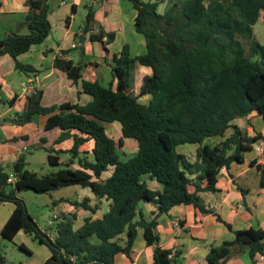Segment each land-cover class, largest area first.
Returning <instances> with one entry per match:
<instances>
[{
    "label": "trees",
    "instance_id": "obj_1",
    "mask_svg": "<svg viewBox=\"0 0 264 264\" xmlns=\"http://www.w3.org/2000/svg\"><path fill=\"white\" fill-rule=\"evenodd\" d=\"M122 1L135 13L133 28L143 39L144 52L131 56L128 46H121L112 58L113 87L85 80L79 64L55 58L53 67L89 101L44 107L42 91L35 90L26 97L22 112L1 121L23 126L35 116H44L45 130L60 131L54 144L72 140V145L67 150L42 148L48 153V164L66 166L48 175L28 171L22 155L14 163L9 182L10 175L0 163V203L13 205L0 238L12 241L20 231L31 236L49 250L44 264H113L117 254L132 261L131 247L140 229L144 244L152 246L150 264H181L178 251L159 246L156 221L160 216L170 219L168 211L175 206L190 205L200 213L213 215L233 235L231 241L209 248L207 264H226L233 250L236 254L247 252L253 264L256 255H264V231H231L217 214L204 209L198 193L215 192L218 172H227L231 163L241 164L244 153L257 141L264 142L261 134L247 137L232 123L254 116L264 124V46L253 39L252 33L258 13L264 11V0H181L163 13L150 0ZM47 2L26 0L29 33L9 35L0 41V56L14 59L15 70L26 76L37 70L17 58L49 36L52 25ZM92 22L93 13L88 10L83 33L91 31ZM113 37V33L98 31L89 39L107 51ZM238 38L249 41L247 56ZM136 65L150 73L141 78L136 95H132L131 73ZM144 96L148 97L146 104L139 103L137 99ZM14 101L0 99V106L13 105ZM112 123L119 127L117 140L104 126ZM214 137L223 140L214 146H201L204 139ZM125 139L133 140L136 150L122 160L119 150ZM88 142H92L91 150L81 151ZM185 144L197 146L194 162L177 151ZM60 155L69 159L63 163ZM72 165L78 168L71 170ZM249 165L258 173V186L264 187V165L255 160ZM108 171L110 174L103 178ZM147 180L157 183L159 189H149ZM70 186L90 189L97 201L93 207L88 198L70 202L75 209L94 215L105 199L110 201L108 210L101 218H85L76 230V214H62L54 218V234L50 237L28 214L18 194L31 191L47 195ZM144 204L154 209L150 217L142 212ZM19 248L28 252L22 244Z\"/></svg>",
    "mask_w": 264,
    "mask_h": 264
},
{
    "label": "crops",
    "instance_id": "obj_2",
    "mask_svg": "<svg viewBox=\"0 0 264 264\" xmlns=\"http://www.w3.org/2000/svg\"><path fill=\"white\" fill-rule=\"evenodd\" d=\"M150 1L156 2L157 11L163 13L172 4L178 5L181 0ZM47 3L50 6L48 19L52 25L49 36L42 44L31 47L28 52L17 58L20 63L30 65L37 70L36 74L29 76L18 72L21 77L19 80V86L22 88L20 92L10 84L11 80L8 78L16 71L14 59L8 55L0 56V99L10 101L15 98L13 105L5 104L8 106L4 113L7 114L5 119L12 118L16 113L22 112L26 97L35 90L42 91L41 105L44 107L66 102L85 104L89 101L87 95L79 96L78 87L73 85L64 73L53 67L55 58L79 64L82 67L81 74L85 80L97 81L101 85H114L115 80L111 74L112 58L118 54L121 46L127 45L131 56H137L144 52L143 39L133 28L135 13L127 2L122 0H48ZM88 10L93 13V22L89 25L91 31L83 33ZM28 12L26 0H1L0 41L9 35L28 34L29 29L25 21ZM259 20H262L259 29L264 31V11L258 13V19L252 26V33L253 27L258 24ZM98 31L114 34L112 43L107 45V51L99 43L91 42L89 39L90 34ZM262 38L264 40V36ZM149 73V69L145 67L134 66L131 78L134 81L138 79L137 90L141 78ZM144 97L148 100L147 96ZM258 119V117L249 116L247 119L237 118L232 123L247 137L259 133L264 138V124ZM1 121L0 119V131L4 134L0 137V163L4 169L11 168L13 170L14 163L26 153L23 150L28 148L29 144L37 149L51 145L49 148L55 150H67L72 145V140L64 141L59 145L54 144L60 131L57 128L45 130L46 117L44 116H35L31 123L23 126ZM228 134L229 131L226 135ZM41 139L45 142L43 143ZM222 140L223 138L220 137L207 138L202 141L201 146H214ZM179 147H177V151L184 154L191 162L192 159L189 155L178 150ZM190 147L183 149L188 153L192 150L194 153L197 146ZM61 160L63 159L61 158ZM251 160H255L256 164H264V159H260L254 147L251 151L243 154L241 164L231 163L227 172L223 169L218 172L215 192L198 193L204 209L217 214L223 222L230 226L231 231L246 229L264 231V187L258 186L259 176L254 166L249 165ZM146 184L149 189H159V185L154 181L147 180ZM85 198L90 199L91 207L97 204L93 196L86 195ZM73 201L79 202L70 200L69 197H59L54 200V207L58 208L65 204L70 206V202ZM109 203V200H102V204L98 205L94 215L81 209L80 214H76L75 222L78 219L82 221L77 227L73 224V229H78L85 218H101L108 210ZM141 208L146 217H150V213L154 210L148 204H144ZM75 211L74 207L71 211L65 209L54 218H58L62 214H72ZM11 212L0 222V230ZM168 215L171 217L170 219L160 216L156 221L155 232L158 236V244L163 249L178 251L181 264H207L205 256L210 247H217L221 243L233 239L232 232L217 222L213 215L200 213L190 205L175 206L168 211ZM172 222H177V226H172ZM21 233L22 231L18 232L14 238ZM50 237H53V234ZM131 249L133 252L132 261L122 254H117L114 256L113 264L151 263L152 246L144 244L140 229L137 230ZM226 264H250L247 252L236 254L233 250ZM253 264H264V255H256Z\"/></svg>",
    "mask_w": 264,
    "mask_h": 264
},
{
    "label": "rangeland",
    "instance_id": "obj_3",
    "mask_svg": "<svg viewBox=\"0 0 264 264\" xmlns=\"http://www.w3.org/2000/svg\"><path fill=\"white\" fill-rule=\"evenodd\" d=\"M262 25V20H259L258 24H256L253 28V39L256 40L260 45H264V40L262 36H264V31L260 30L259 28ZM29 33V32H28ZM239 39V38H238ZM243 48L244 53L247 56L249 54V41L247 40H241L239 39ZM10 78V84L13 85L18 92L21 91V87L19 86V80L21 79L20 74L16 71L9 76ZM131 87L129 89L130 93L132 95H136L137 93V82L132 80L131 78ZM104 86H108V84H102ZM114 85H112L113 87ZM139 103L146 104L147 99L145 97H140L137 99ZM8 106L7 105H1L0 106V119L3 120L7 117V114H4L7 111ZM259 120V119H258ZM262 122V121H261ZM107 133L109 136L112 137V139L117 140V138L120 137L119 127L118 124L112 123L110 124H104ZM4 132L0 131V137ZM46 137H49L46 135ZM31 145V144H29ZM27 146L31 152H26L24 154V160L26 169L28 171L34 172L39 176L42 175H48L50 173H55L59 171L60 169H65V165H59V166H51L48 164L47 160V152L45 149H37V147L31 145ZM51 145H46L45 147L47 149H50ZM190 146L194 145H182L179 147L178 150L181 152L186 153V155H189L191 162L195 161L194 153L192 152H186L183 148H189ZM257 145L254 144L252 148L256 147ZM82 148V149H81ZM80 150L82 151H89L92 148V142H89L88 144H85L82 146ZM181 148V149H180ZM191 148V147H190ZM136 150V144L133 140H127L125 139L123 141V146L119 150L120 159L124 160L127 157L131 156ZM189 151V150H187ZM179 152V151H178ZM263 156L260 157V159H264V144H263ZM60 157L63 159L62 162L65 163L69 156L67 155H60ZM261 164V163H259ZM264 165V164H263ZM71 170L77 169V165H72L69 167ZM5 171L10 175L13 176V170L11 168H6ZM110 174V171L106 172L103 175V178L107 177ZM86 195L93 196L90 189L88 188H81L79 186H70L61 188L59 190L51 192L49 195H38L31 191H25L18 194V197L23 200L26 210L28 214L33 218L35 223L38 225V227L45 232L47 235L54 234L55 229V222L54 217L55 215H59L63 212V210H73V207L71 205H63L60 207L55 208L54 207V200L59 197H69L70 200H78L81 202ZM96 201V200H95ZM99 204H102V201L99 202ZM13 205L10 203H0V222L3 220L4 217H6L12 210ZM81 208L76 209L75 214H80ZM82 220L78 219L76 222H74V226L77 227L78 224L81 223ZM1 224V223H0ZM172 226L174 225L172 222ZM23 245L26 247L27 251H23L19 248L20 245ZM49 255V250L44 245H39L35 240L32 239L31 236L24 234L23 232L19 234L16 238H14L12 241H6L2 238H0V256L3 258V264H44L45 259Z\"/></svg>",
    "mask_w": 264,
    "mask_h": 264
},
{
    "label": "built area",
    "instance_id": "obj_4",
    "mask_svg": "<svg viewBox=\"0 0 264 264\" xmlns=\"http://www.w3.org/2000/svg\"><path fill=\"white\" fill-rule=\"evenodd\" d=\"M263 144H264V142L263 141H261V140H259V141H257L256 142V147H255V152L261 157V156H263ZM24 152H31V150L30 149H28V148H24V150H23ZM12 177L10 176V178L8 179V181L9 182H12ZM173 224L174 225H177V222H173Z\"/></svg>",
    "mask_w": 264,
    "mask_h": 264
}]
</instances>
